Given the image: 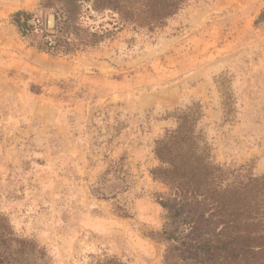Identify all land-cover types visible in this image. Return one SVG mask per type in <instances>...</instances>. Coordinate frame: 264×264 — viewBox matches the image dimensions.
<instances>
[{"label": "rangeland", "instance_id": "rangeland-1", "mask_svg": "<svg viewBox=\"0 0 264 264\" xmlns=\"http://www.w3.org/2000/svg\"><path fill=\"white\" fill-rule=\"evenodd\" d=\"M41 2L0 0V264H165L168 235L202 234L152 174L179 116L229 178L264 175V0H187L74 55L13 23L28 10L53 31ZM179 258L211 263L190 243Z\"/></svg>", "mask_w": 264, "mask_h": 264}, {"label": "trees", "instance_id": "trees-1", "mask_svg": "<svg viewBox=\"0 0 264 264\" xmlns=\"http://www.w3.org/2000/svg\"><path fill=\"white\" fill-rule=\"evenodd\" d=\"M187 0H42L44 9L56 8L58 23L48 31L36 12L18 10L12 21L32 45L53 55H74L113 38L127 26L153 32L167 24ZM100 16L96 27L87 19ZM185 116V117H184ZM179 126L157 141L155 154L161 164L152 170L154 179L166 184L169 192L159 202L181 217L198 238L175 231L165 264H264V175L231 174L213 165L209 153L200 147L199 135L187 115ZM113 186H110V190ZM207 250L211 263L184 262L181 244ZM1 257V251H0ZM119 264V263H118Z\"/></svg>", "mask_w": 264, "mask_h": 264}, {"label": "water", "instance_id": "water-1", "mask_svg": "<svg viewBox=\"0 0 264 264\" xmlns=\"http://www.w3.org/2000/svg\"><path fill=\"white\" fill-rule=\"evenodd\" d=\"M57 25V18H56V15L55 13H50L48 15V22H47V26L50 30H53L55 29Z\"/></svg>", "mask_w": 264, "mask_h": 264}]
</instances>
